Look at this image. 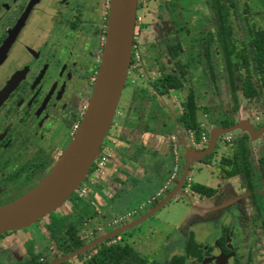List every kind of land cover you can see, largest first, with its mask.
I'll return each instance as SVG.
<instances>
[{
  "label": "flooded vegetation",
  "instance_id": "af4514ba",
  "mask_svg": "<svg viewBox=\"0 0 264 264\" xmlns=\"http://www.w3.org/2000/svg\"><path fill=\"white\" fill-rule=\"evenodd\" d=\"M26 1V3H23L24 7L21 9L18 19L14 21L12 25L13 27L19 22V19L21 18L20 16L23 15L22 13L25 11L31 0ZM62 1L60 0V2ZM174 1L175 5L172 6H169V4L164 2L163 5H165L162 6L163 9L161 12L155 15L157 21H154L153 24H151L153 25L152 32L154 33L152 39L146 36V28H148L147 23L138 21V14L136 12L137 17L133 34L130 65L135 61V54L137 53L139 55V63L142 70L147 73L155 72L158 74L155 79L160 78L164 75V69H172V67H174L168 56V47L171 45L175 47L178 45L180 46L179 55L176 60L187 65V73L185 76L187 80L184 83L185 88L183 91L173 90L171 92L173 93L176 91L177 94H183V97L179 99L174 95L176 107L173 108V111H176L177 115L183 111V100L190 87L194 91L196 102L199 99V91L197 89L198 78L195 77L196 72H194V70H197L196 68L200 69L201 77L207 82L209 90H213L214 92L204 64L205 55H203L202 40L205 35L212 34V44L214 43L217 46L216 56H219L222 59L221 63H223V67L224 61L216 40V22L212 1L206 0V5L211 13L210 26L212 25L214 30L203 29L198 41V43H200L198 62H194V59L185 54L186 48L183 47L179 39H177V41L176 39L175 41L173 39L179 37V29L182 27L180 25L181 9L179 7L181 0ZM41 2L42 0H39L32 6L25 18L15 45L10 50L7 59H5L0 65V200L7 198V202H10L12 200L11 198L16 194L32 189L51 170L54 163L62 155L63 150H65L69 142V138L73 135V125L80 124L83 117L87 106L86 104L88 103L92 92L94 79L98 72L106 38L108 13L107 18L105 17L106 21L102 28V25H96L94 18L90 17V15L84 14L83 11L76 10V7L74 9L71 8L65 10L59 8L56 11V16L52 15L51 17V21L53 22L52 25H50L51 27L45 28L32 21V16L37 11V7ZM67 2L68 1H64L62 4L67 5ZM223 4L227 11V0H223ZM139 6L140 3L137 5V10H139ZM64 13L67 15H64ZM60 28H63L64 30L61 32L56 31V29L59 30ZM100 33H103L101 47L99 46V41H95L101 35ZM6 36L7 33L0 36V44ZM181 36L182 35H180V38ZM212 44L210 46V60L214 67ZM149 46L156 50V56L154 54L151 55L152 51H149ZM146 61L154 63L151 65L152 68H147ZM196 64L200 67L194 66ZM244 71V68H242L239 73L244 75ZM91 74H93V76ZM12 79H15V83L8 87L10 84L9 82ZM127 80L131 82L133 81V76L130 75L129 71L127 73L126 81ZM138 80L147 81L149 86L150 82L153 81L147 77ZM86 84L89 87V93L85 103L84 93ZM263 90L264 89H261V92L259 93L260 99L258 101L250 103L248 100L242 99L238 108L239 112V109L243 107L241 112L236 115L232 114V116H229L228 118H235V123L241 119H247L252 123L255 129L264 126V120H262L264 117L260 118L259 116H255L253 119L252 117L249 118L248 114H246L248 109L247 104H252L258 108L262 106ZM151 91L157 95L152 89ZM148 92L146 91V97H144L145 101L148 99L151 100V96ZM171 93L167 96L171 97ZM157 96L160 97L159 95ZM227 98L231 105L232 113V102L230 100V90L228 86ZM174 100L172 104L175 106ZM209 102L211 104L212 101L210 100ZM132 105L135 108H138L133 104V98ZM197 105L199 106L198 102ZM209 105L204 106H207L206 108L212 111L214 105ZM135 111L138 110L135 109ZM205 114L206 116L208 115L207 112H205ZM176 115H174V118ZM170 119L171 118L169 117V120ZM128 120H130L129 122H133L137 128H142L137 117H128ZM170 121L174 120L171 119ZM115 123L116 122L114 121V125L112 124V126H115ZM177 127L178 125L176 124L172 133ZM137 130L139 131V129ZM240 133V135L230 134V139L228 141L225 140L223 136L219 138L220 143H222L224 147H228L233 151L231 155H222L223 158L220 164L224 167L222 170V178L225 179L233 176H241L245 187L243 194L235 195L229 190L220 197V201L223 202L224 206L219 208L216 213H213L214 216L209 217L208 215H197L191 220L185 222L181 227L182 230L177 233L176 243L174 242V244H171L173 246L171 250V245H169V247L165 249V252H161L159 256L154 257L157 252H154L153 255L145 254L133 246V241H125L121 238L125 232H129L133 240V230L139 224L131 229L122 231L105 241H108L109 244H130L139 254L147 258L148 263L154 264H171L176 257H183V264H252L254 245L251 240L257 236L261 240V243L258 245L260 248V257L258 261L262 262L260 264H264V180L257 176L253 179L254 187L250 188L242 173L234 175L228 174L233 166L234 155L238 149L239 140L244 135H246L247 146L251 150L248 160H252L255 174L259 173L257 166L258 160L264 155V133L257 140H252L247 132L240 131ZM133 135H135V133ZM114 138L117 142L122 140L121 135L118 134V132ZM116 144L112 147L114 148ZM133 144L146 147L142 143ZM178 148L182 149L181 152H177V158L180 160L184 154L185 148L180 143L177 145V151ZM115 152L116 151L113 153ZM212 153L208 156H211ZM208 156L203 158L205 160L201 159L199 162L207 161ZM111 159H113V157ZM226 160H230L231 163H227ZM138 163L143 164L139 161ZM109 166L114 165L111 163ZM109 166L107 167L106 165V169H109L110 171ZM181 168L182 167L180 166L177 167V178L181 175ZM144 171L147 180H149V177L152 175L154 178L152 183L154 187H156L162 177V172L152 173L148 169V166L145 167ZM131 180L133 185L140 182L139 179L132 178ZM188 183L189 181L187 177L183 186V191H185ZM128 185L131 186L132 184L128 183ZM80 186L81 185H79V187ZM162 186H157L158 188L156 187L153 194L158 192ZM173 187L174 186L170 189ZM122 188L123 183L120 184L119 190ZM219 188H212L215 190L212 195L203 196L210 198L215 195L217 196ZM77 190V199L72 201L76 204L73 213H62L60 212L61 207L52 211L55 212L56 217L62 218L65 221L61 230H55L44 224V226L41 225V228L43 229L41 233L36 231L38 237L34 238L32 231L29 229L28 237L24 241L15 242L11 241V239L9 242L5 241L4 243H0V264L33 263L36 261L35 256L37 254H39V258L37 259L38 262L42 264L53 262L61 257L56 237L63 234L68 222H77L79 216H82V226L85 229L87 226L92 225L94 217H96L97 220H100V212L94 210L93 207L88 206V202L83 201L87 198L88 193L85 197L81 198L78 196ZM166 193L167 189L161 193L160 197H158L155 200L156 202L151 206H155L166 195ZM147 199L144 204H146ZM144 204H139L135 208L127 209L123 214L112 213L111 217L106 219V223L101 219L98 225L93 227V231L90 232L92 235L91 238L94 235V238L91 241H85L87 238H83L82 233H80L83 228L81 230L77 228L76 230H78V235L80 234L81 236L83 246L102 235L124 226L115 228L118 224L128 220V223H130L132 222L130 221L132 217L143 215V211H145ZM84 206H87L90 209V212L92 213L91 215L87 216L90 212L87 214L83 213L82 209ZM138 207L142 208L140 213L123 217L127 212L132 211L133 209H138ZM118 217L123 218L122 220L113 222V220L118 219ZM147 225L150 226L152 223H148ZM31 226L26 227V229ZM151 227L153 226H150V228ZM15 231L17 230L1 233L0 238L3 239L4 235ZM148 231L149 229L145 231L142 230L141 232L135 233V235L140 233L143 234ZM48 234L53 237L52 242L54 243V246L46 242V246H48H45L47 248L46 250L37 249L34 240H39V238L41 240L44 237H47ZM19 244L23 247L22 253H17L15 248V246H18ZM96 246L82 253L84 255L82 259L77 258L78 255L74 258L79 259L80 263L83 264L84 260L98 252ZM71 260L74 259L72 258L68 261L71 263Z\"/></svg>",
  "mask_w": 264,
  "mask_h": 264
},
{
  "label": "rangeland",
  "instance_id": "374dc122",
  "mask_svg": "<svg viewBox=\"0 0 264 264\" xmlns=\"http://www.w3.org/2000/svg\"><path fill=\"white\" fill-rule=\"evenodd\" d=\"M25 1L26 0H0V36L8 33V30L13 28L12 25L14 21L18 19L19 13L22 7H24L23 3ZM64 1H68L67 2L68 4L63 5L62 3ZM64 1L60 2V0H42L40 5H38L37 7V11L32 16V21H34V23H38L39 25L45 28H50L51 27L50 25H52L53 23L51 21L52 20L51 17L52 15L56 16V11L59 8L61 10H65V9H71V8L74 9L76 7L77 8L76 10L83 11L84 14L90 15V17L94 18V22L96 23V25H99V26L102 25V28H103V24H105V21H106L105 17L107 18V13H108V0H64ZM164 2L166 4H169V6L175 5L174 0L173 1H170V0H138V3H140L139 10H137L138 21L147 23L148 28H146V36L151 39L153 38V35H154V33L152 32L153 25L151 24H153L154 21H157V19L155 18V15L161 12V10L163 9L162 6L165 5V4L163 5ZM179 5L181 9L180 17H181V22H182V23L180 22V25L182 27H180L179 29L180 31L179 37L173 38V39L174 41L175 39L176 41L177 39H179L183 47L186 48L185 54H187L188 57L194 59V62H198L199 46H200V43H198V41H199L200 35L203 32V29L214 30L213 26L212 25L210 26L211 13L206 5V0H181ZM235 5H236L235 10L230 9V22H231V25L233 26V32H234L235 39H236L235 40L236 46L239 50H241L242 47L247 45L249 42L250 31L264 28V0H235ZM66 13H64V15H67ZM63 30H64L63 28H60L59 30L56 29V31L58 32H61ZM100 34L101 35L99 37L97 36L98 38L95 41H99V46L101 47L103 33H100ZM180 35H182L181 38H180ZM149 51H152L151 55L154 54L156 56V53H155L156 50L153 47L149 46ZM212 52H213L212 57L214 61V70H215V75H216V80L214 82L216 86V90L214 89V92L213 90L212 91L209 90V88L207 87V82H205L204 79L201 77L202 75H201L200 69L196 68L197 70H194V72H196L195 77L198 78L197 89L199 91V94H198L199 99L197 100L199 104L198 106L199 108L197 111V121L207 123L211 125V127L216 126V124H218L221 120L227 119L229 116H232L231 105L227 98L226 75L224 74V71H223V63H221L222 59L219 56L218 57L216 56L217 46L214 43L212 44ZM148 66H151V65H148ZM194 66L200 67L197 64ZM91 75L93 76V74ZM135 80L137 81L131 82L127 80L125 83L119 103L117 105V109H116L117 115L114 116L113 118L114 121L116 122V125L111 126L110 129L107 131L103 139L104 146H107V145L112 146V144L110 143V139L117 134L118 130L120 129V126L123 124V122L126 119H128V117L129 118L137 117V120L140 121L139 122L140 124L149 125L151 126L152 129H158L162 127L163 124L167 125V123L171 119L174 120V115H176L177 113L176 111H173L174 110L173 108L176 107V100H174V95L175 97L179 99L183 97V94H177V92L174 91L173 93H171V97H168L167 95H165L164 97L160 98L151 91L150 86L147 81L145 80L142 81L138 79H135ZM135 87L139 88L140 90L142 89L144 92L149 91L148 93L151 96V100L148 99L145 101V99H142L141 101L142 105L138 108H135L132 105V98H133ZM88 93H89V87L86 84L85 93H84L85 103L87 101ZM211 93H212V97H211ZM173 100H174L175 106L172 104ZM210 100L212 101L211 104L209 102ZM204 105H209V106L214 105V107L212 111H210L206 108L207 106H204ZM247 106H248L247 107L248 109H247L246 114H248L249 118L252 117L254 119L255 116H259L260 118L264 117V113H263L264 112V90L262 92V106L261 107L258 108L252 104L251 105L247 104ZM135 109L138 111H135ZM241 109H239V112H241ZM205 112L208 113L207 116H205ZM169 117L171 118L170 120H169ZM163 128L164 127H162V129ZM137 129H139L138 133L135 135H132L131 137L132 142L136 141L137 143H142L147 148L149 147L151 149H154L161 155L162 154L166 155L167 159L172 160L173 163H176L178 167L183 166L182 163H185L183 156L182 158H180V160L178 158L176 161L172 159L173 145L170 143L171 134L157 135L155 133L148 132L149 136H146V138H143L141 136L143 132L141 131L142 128L138 127ZM163 132L165 133V130ZM239 133L240 131L236 130L232 134L237 135ZM208 135H209V131H208ZM70 140H71V137L69 138V141ZM129 147L130 145L127 146L126 148H129ZM187 147H191V146L187 145ZM223 147L224 146L222 145V143H220V140L218 139L215 151L212 153L211 156H208L207 158L215 159L218 156V153L221 152L222 149H224ZM127 150L129 151V149ZM181 150H182L181 148H178L177 152H181ZM120 153L122 154V150L120 151ZM112 155H113V159L111 160L109 159L107 167L111 163L114 164V166H116L118 155L115 153H112ZM143 155H142V158H143L142 165H140L138 161H134L135 163L137 162L135 164V166H138L136 168L137 170L136 175L138 177L137 179H139L140 181L134 185L131 180L132 179L131 173L133 172L131 170H134L135 166L131 163V161L124 160L123 158L122 163L124 165V168L120 169V171L121 170L123 171V174H122L123 177L124 178L127 177L128 180L125 182L123 181L121 182V184L123 183V188L115 193L116 197L114 195L111 196L112 194L108 192L111 189H113L114 186L117 185V179L113 176L112 177L110 176L109 169L105 170V175L97 179V182L94 185L89 186L87 198L84 199L83 201L88 202V206L92 207L93 200L96 201L95 200L96 195L97 196L100 195V198L102 197L104 201L102 205L103 209H105L104 214H102L101 216V219L105 223L107 222L106 219L111 217V212L108 210L109 204L113 205L114 210L118 212L116 214H123L127 209L135 208L139 204H144L147 196L150 195V192L151 193L153 192L152 190L155 187L152 182L146 179L144 169L147 163L152 164L154 160L150 154L145 153ZM222 158L223 156L219 158L218 162H222ZM109 167L111 169L113 166H109ZM206 170L207 169L203 167V169L200 171L192 172L188 176V181L190 183L191 182H202V183L206 182L205 178L209 179V175L207 174ZM85 181L86 179H84L83 182L80 183V185H83ZM148 182L150 184H147ZM128 183H131L132 185L130 186L128 185ZM27 191L16 194L15 196L11 198L12 200L11 199L10 200L13 201L19 198ZM103 191H106V192L102 194ZM76 199H77L76 191H74L72 195L63 203V205L60 208V212L73 213L75 211L76 204L72 201ZM7 201H8L7 198L0 200V206L6 203H9ZM144 205H145V211H143V214L146 213V210L148 211L152 208L151 205H146V204ZM181 210H182L181 206H179L175 214L179 215L178 213ZM159 211L153 214L151 217H149L145 221L141 222L138 225L139 227L137 226L136 228H134L133 234L135 235V233L141 232L142 230L144 231L148 230L150 228V226L147 225L148 223H152L155 229L159 227L160 226L158 224L159 221L154 218L156 215H158ZM91 214L92 213L90 212L87 214V216ZM101 219L97 220V218L94 217L92 221V225L87 226L85 229L83 228L82 231L79 230L80 233H82L83 235L82 237L87 238L85 239V241L86 240L91 241L94 238V235L91 238L92 235L90 232L93 231V227L98 225ZM137 219L138 217H132L130 221L133 222ZM64 222H65L64 219L56 217L55 212H51L50 214H47L45 217L40 219L38 223L32 225L30 228H27V229L23 228L15 232H12L10 234L4 235L3 239L0 238V243H4L5 241L9 242L11 239H12L11 241H15V242L24 241L28 237L29 229L32 231L34 238L38 237L36 234V231L41 233L43 230L41 227L44 226V224L47 226H50L51 228L55 230H61L62 226L64 225ZM128 222L129 220L124 221L123 223L115 226V228L123 226ZM162 229H164L163 231H166V230L169 231L170 226L162 227ZM47 237H44L41 240L40 238L39 240H36V239L34 240V243L36 244L37 249L46 250L47 249L46 247H48L46 246V242L54 246V243L52 242L53 237H51L49 234L47 235ZM131 237L132 236L129 232H125L121 236V238L125 241H133ZM251 242L254 245L252 264H260L262 262L258 261L260 257V253H259L260 248L258 247V245L259 243H261V240L259 237L255 236L251 240ZM132 243H134V241ZM15 248L17 250V253L23 252V247H21V244H19L18 246H15ZM73 259L74 260H71V263H74V264H76V261H80L79 259H75V258Z\"/></svg>",
  "mask_w": 264,
  "mask_h": 264
},
{
  "label": "water",
  "instance_id": "95a60500",
  "mask_svg": "<svg viewBox=\"0 0 264 264\" xmlns=\"http://www.w3.org/2000/svg\"><path fill=\"white\" fill-rule=\"evenodd\" d=\"M38 1H30L19 22L8 31L0 44V65L7 59L17 41L27 14ZM137 5L138 0H109L106 38L100 64L80 124L51 170L32 189L19 198L0 206V234L29 227L37 223L40 218L60 208L88 176L94 160L100 153L103 139L112 126L126 83L132 57ZM14 81L15 79L10 80L8 87L12 86ZM236 130L247 132L252 140H257L264 133V126L255 129L249 120L241 119L226 127L213 126L209 130L208 144L203 149L187 147L185 143H182L185 148L183 154L185 163L181 168V175L175 178L174 187L155 206L140 215L137 220L102 235L47 264H60L68 261L151 217L175 195L184 192L183 186L191 164L210 155L221 136L232 134Z\"/></svg>",
  "mask_w": 264,
  "mask_h": 264
},
{
  "label": "trees",
  "instance_id": "16d2710c",
  "mask_svg": "<svg viewBox=\"0 0 264 264\" xmlns=\"http://www.w3.org/2000/svg\"><path fill=\"white\" fill-rule=\"evenodd\" d=\"M213 11L215 13L216 22V40L222 54L224 61L223 71L226 75L227 86L230 90V100L232 102V114H238V108L240 101L246 99L249 102L258 101L259 93L261 89H264V28L250 31V39L247 45L243 46L239 50L235 43V35L233 32V26L230 22V9L235 10V0H227L228 10L224 8L223 0H211ZM205 37V38H204ZM203 37L202 48L203 55H205V68L210 79L212 88L216 90L214 84L216 80L215 70L210 60V46L213 42L212 34H207ZM179 48L171 45L168 47V56L172 66V69H164V75L150 82L151 89L160 97L169 95L173 90L183 91L185 88L187 65L176 60L179 55ZM175 60V61H174ZM244 68V75H241L239 71ZM143 97V98H142ZM146 97V92L139 88L134 89L133 104L137 107L142 105L141 101ZM198 105L193 89L190 87L183 100V111L177 114L174 121H170L163 124L158 129H152L151 126L142 125L143 132H152L159 135H169L172 133L174 126L177 124L181 129L193 130L196 136L200 135L201 129L198 126L197 111ZM235 118H227L220 121L218 126H229L235 123ZM124 136L133 135L137 131V127L133 122H124ZM165 130V133L163 132ZM148 153L153 156L154 161L148 163V169L152 173H161L164 164L166 162L162 155H159L152 149H147L143 145L136 146L131 151H127V154L131 160H138L143 163L142 155ZM251 150L247 146L246 135L242 136L239 140L238 149L234 155V162L232 169L228 174L234 175L242 173L250 188L254 187L253 179L257 176L264 180V155L258 160V171L255 174L252 160H248ZM205 160V159H203ZM226 162L231 163L230 160ZM154 175V174H153ZM149 180L154 181L152 175ZM192 191L202 195H212L215 190L211 187H207L198 183H192L190 185ZM83 213L87 214L90 209L87 206L83 207ZM83 217L79 216L77 222H68L63 234L56 237L57 245L61 253V257L75 251L83 246L80 234L77 233V228L80 230L83 228ZM97 253L91 255L89 258L83 261V264H154L148 263L147 258L139 254L133 246L130 244L121 243H108L104 241L96 246ZM83 254H79L77 258L82 259ZM36 261L26 264H42L38 262L39 254L36 256ZM183 257H176L171 264H183ZM60 264H71L69 261H64Z\"/></svg>",
  "mask_w": 264,
  "mask_h": 264
},
{
  "label": "crops",
  "instance_id": "0c3cea01",
  "mask_svg": "<svg viewBox=\"0 0 264 264\" xmlns=\"http://www.w3.org/2000/svg\"><path fill=\"white\" fill-rule=\"evenodd\" d=\"M150 56V55H149ZM148 57V56H146ZM146 59V58H145ZM154 63H151L150 61H146V66L147 68H152V66H148V65H152ZM157 66V64H156ZM154 67V66H153ZM130 120H125L124 122L129 123ZM124 122L121 126V128L118 130V134L121 135V141H118L116 146L114 147V151H116L115 153L118 155V160L116 161V166H113L110 169V176L115 177L117 179V185L114 186L113 189H111L110 191H108L110 194H112L111 196H115L116 192H118L119 188H120V184L123 181H127L128 178H124L123 177V171L120 169L124 168V165L122 163L123 158L124 160H128L131 161V163L135 166L134 161L137 160H131L127 154V149H129V151H131L133 148H136L137 145H134L133 143H137L136 141L132 142L131 139V135H126L125 136V140H123V134L125 131L124 129ZM217 125V124H216ZM180 128V127H177ZM142 131V130H141ZM138 133V130L135 132V134ZM150 133V132H149ZM148 132H142L141 136L143 138H146V136H149ZM152 133V132H151ZM241 133H239L240 135ZM159 135V134H157ZM129 148H126L127 146H129ZM147 148V147H146ZM149 148V147H148ZM224 149L221 150V152L218 153V156L213 159V158H209L207 159V161L205 162H196V163H192L190 166V171L188 176L192 173V172H196V171H200L203 169V167H205L207 170V174L209 175V179L205 178L204 183L202 182H189L186 186V189L183 193H178L177 195H175L168 203L167 205H165L164 207L161 208V210L159 211L158 215H156L154 218L157 219L159 222L158 224L160 225L159 227H157L155 229L154 225H150L153 226L151 228H149L148 232L145 233H141L138 235H134L133 237V246L135 248H137L138 250H140L141 252L145 253V254H151L153 255L154 252H157V254L154 255V257L159 256V254L161 252H165V249L169 247V245H171L172 243L174 244V242L176 241V237H177V233L182 230V226L184 225L185 222L191 220L193 217H196L197 215H208L209 217L214 216L213 213H216L217 210L221 207L224 206L223 202L220 201V197L222 195H224L227 191L231 190V192H233L235 195H241L243 194L245 187H244V183L243 180L241 178V176H233L231 178H222L223 175V165L220 164V162H218L219 158L222 155H231L233 151H231V149L223 147ZM122 150V154L120 153V151ZM147 154V153H146ZM160 154V153H159ZM161 155V154H160ZM162 156L165 158L166 162L164 164V168L162 170V177L160 178L159 184L157 185L158 187H160V185L162 186L164 183H166V181L169 178V174H170V170L172 168V166L174 165L173 161L170 159H167L166 155L162 154ZM117 157V156H116ZM184 164V163H182ZM114 165V164H113ZM142 165V164H140ZM138 166H135L134 170L131 174L132 178L137 179V168ZM169 173V174H167ZM179 175V174H178ZM180 177V176H179ZM164 179V180H163ZM175 180V179H174ZM172 180L171 183L169 184L168 188H167V192L170 190V188L172 186L175 185V181ZM150 181V180H149ZM152 182V181H150ZM209 182V184H208ZM192 183H198V184H202L204 186H209L212 188H219L218 190V194L217 196H213V197H206L203 195H199L197 193L192 192V190L190 189V184ZM147 184H150L149 182ZM156 186V187H157ZM239 186H240V191H239ZM156 187L154 189H156ZM157 187V188H158ZM154 189L152 191H154ZM113 190V191H112ZM166 191V190H165ZM106 191H103L102 194H104ZM240 192V193H239ZM153 194V192H150V195L147 196V198H149L151 195ZM96 201L93 200V208L94 210H97L100 212L101 216L102 214H104V210L103 209V198H100V195H96L95 197ZM146 198V199H147ZM181 206V211H179V215L175 214L178 210V207ZM132 209V208H131ZM108 210L112 213H118L117 211L114 210L113 205L109 204L108 205ZM182 213V214H180ZM151 224V223H149ZM165 226H170V230L169 231H163L164 229H162V227ZM176 243V242H175ZM173 246L171 245L170 250ZM169 252V250H168ZM74 264V263H73ZM76 264H81L80 261H76Z\"/></svg>",
  "mask_w": 264,
  "mask_h": 264
},
{
  "label": "built area",
  "instance_id": "2783aa9c",
  "mask_svg": "<svg viewBox=\"0 0 264 264\" xmlns=\"http://www.w3.org/2000/svg\"><path fill=\"white\" fill-rule=\"evenodd\" d=\"M129 73L131 76H133V81H135V79H142L147 77L150 80L155 79V77L158 75L155 72H145L142 70L140 63H139V55L136 53L135 54V61L129 66L128 69ZM117 114V112H116ZM206 116V114H205ZM198 126L201 129L200 135L196 136L195 132L193 130H182L180 128H176V130L171 133L170 135V143L173 145L172 148V159L174 161H176L177 158V145L180 143H185L186 145H190L191 147H194L196 149H203L207 146L208 141H209V135H208V131L212 128L211 125L198 121ZM114 125V121L112 123ZM116 125V123H115ZM79 124H74L72 127V133H74L76 131V129L78 128ZM230 134H225L223 135V138L225 140H229L230 139ZM110 143L112 144V146H114L117 143V140L112 137L110 139ZM103 145V144H102ZM112 146H101V150L99 155L97 156V158L94 160L92 167L89 171V175L86 178V181L83 185H81L78 190V196L83 198L87 195L88 191H89V186L90 185H94L97 182V179H99L101 176L105 175V169H106V165L107 162L109 161V159L111 160V158L113 157L112 153L114 152V148ZM177 165L176 163H174V166L169 174V178L166 181V183H164V185L158 190V192L152 194L146 201L147 205H153L154 202H156L155 200L160 197L161 193H163L169 186V184L171 183L172 180H174L175 178H177ZM142 208L138 207V209H133L132 211L127 212V214L123 217H128L130 215H134V214H138L140 213V210ZM123 217H118V219L113 220V222H117L119 220H122Z\"/></svg>",
  "mask_w": 264,
  "mask_h": 264
}]
</instances>
